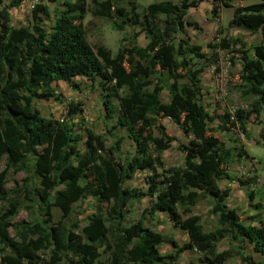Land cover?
<instances>
[{"label":"trees","instance_id":"trees-1","mask_svg":"<svg viewBox=\"0 0 264 264\" xmlns=\"http://www.w3.org/2000/svg\"><path fill=\"white\" fill-rule=\"evenodd\" d=\"M23 1L11 0L0 8V161L5 159L6 164L0 171V203L21 190L30 193L37 198L34 202L41 220L13 223L12 235L10 223L21 207L14 202L7 209L0 207L1 262L43 264L40 252L49 251V264L63 259L70 264H107L101 259L105 254L110 256L108 264H181L182 253L195 249L207 264H233L229 262L233 256L239 257V264H264V220L244 222L238 209L227 203L231 188L220 190L221 178L232 179L229 166L233 149L215 132L231 130L232 124L248 138L249 119L253 114L261 116L264 0L239 6H234V0H222L225 7L234 9L229 26L260 33L258 44L248 47L246 41L233 37L208 44L213 49H226L231 43L242 46L240 89L255 98L250 109L237 108L234 114H211L203 101L201 75L207 65H215L218 71L220 60L217 51L211 57L200 44L193 43L186 29L187 24L199 28L187 15L203 0L155 1L142 13L136 0H128L127 6L117 4V0H94V14L121 19L114 21L115 29L124 30L128 20L141 25L139 31L132 32V39H126L130 53L124 58L114 56L106 45L94 47L89 42L84 24L87 0H57L62 8L54 11L55 21L49 29L45 20L52 12L43 2L33 5L30 26L11 23L10 7H19ZM212 12L217 13V6ZM141 33L147 38L145 45L137 41ZM201 58L207 63L195 67L194 59ZM77 77H86L92 83L99 80L105 118H115L105 133L85 127L84 150L79 145L84 135L75 133L73 123L81 110L79 103L70 102L61 118L44 116L34 103L35 98L59 99L58 83L77 87ZM164 118H170L189 138L178 145L183 153L180 165L164 161V152L176 140ZM215 118L220 123L214 128L210 122ZM118 128L126 130L136 146L135 153L125 160V136L119 135L111 143L106 140ZM243 153L240 149L239 155ZM28 168L38 179L34 191L30 182L7 189L9 170ZM140 169L149 171L146 187L124 186ZM238 181L248 183L241 177ZM145 195L152 197L150 205L136 220L126 222L130 204ZM88 196L97 202V208L86 216L79 234L75 231L80 228L77 220L70 227L64 220L74 204ZM248 196L254 202V192ZM202 199L211 202V212L218 216L219 225L209 231L201 216L193 213ZM253 206L260 208L261 203ZM53 207L61 210L62 219L54 221ZM157 211L168 213L188 240L179 244L173 235L152 228L148 219ZM223 238L232 244L220 251L218 242ZM167 242L174 245L173 252L161 251V245ZM248 245L252 251L247 250ZM254 253L263 259L257 260Z\"/></svg>","mask_w":264,"mask_h":264},{"label":"rangeland","instance_id":"rangeland-1","mask_svg":"<svg viewBox=\"0 0 264 264\" xmlns=\"http://www.w3.org/2000/svg\"><path fill=\"white\" fill-rule=\"evenodd\" d=\"M11 0H4L0 4V8L4 5H8ZM61 1V0H60ZM63 1V0H62ZM88 1V12L86 14L84 24L87 31V37L89 42L97 47L98 45H106L112 50L114 56L124 58L130 53L129 41L132 39V32L134 30L139 31L141 25L132 24L128 20L125 24L124 30L115 29L114 21H121V19H110L104 16H98L94 14L96 10V4L94 0ZM98 1V0H97ZM117 4L121 6H127L128 0H117ZM139 3L138 11L142 13L146 6L155 1L162 0H136ZM179 1V0H174ZM260 0H234V6L247 5L250 3L258 2ZM38 2L47 4L52 12V16L45 20L47 28H51L55 21V10L62 8L57 0H24L19 7H10L11 23L16 27L30 26L31 25V10L33 5ZM217 6V13H213L212 9ZM233 8H227L223 5L222 0H203L196 7H191L188 10V20L196 22L199 28L196 26L187 24L186 29L190 34L191 41L196 44H200L203 49L213 56L214 51L219 53V70H215V65L209 66L204 69L202 74V80L204 82V94L203 101L207 110L211 114H224L225 112H231L234 114L235 109L244 108L250 109L251 103L255 96L245 95L240 89L239 69L241 62V49L239 44L231 43L229 48H209V43L219 44L221 39L226 38H240L247 42L248 47H253L261 40V34H252L249 31L240 28L229 26V22L233 16ZM125 37V39H123ZM182 38L183 35H178ZM126 41V42H125ZM137 41L140 45L147 43V38L144 33H141ZM178 42V41H177ZM212 59V58H211ZM235 59V63L232 62ZM207 63V59H194L193 65L199 67ZM99 79V78H98ZM92 83L86 77H77L75 82L77 87H73L67 82L58 83L59 99H40L35 98V105L41 110L42 114L46 117L61 118L67 113L69 103H79L81 110L76 114L73 123L75 133L84 135V139L80 141V148L85 149L86 131L85 127H92L97 133H105L107 127L115 123V118H105V107L103 104V91L98 84ZM164 98L168 97V90L165 89L163 93ZM116 104L118 100H115ZM234 117H232L233 119ZM164 124L167 126V130L171 135L176 137V140L172 142L171 147L164 152V161L167 165H180L183 162V153L178 149L179 143H187L188 137L183 133L181 128L170 119H163ZM220 123L218 118L210 122L212 127H216ZM248 138L239 130L237 126H232L231 130L215 131L223 140H225L233 149V161L229 166V170L232 174V179L226 177L219 180L221 189L226 187L231 188V195L228 199L230 207H236L238 213L244 222H258L260 219L264 220V104L260 118H257L255 114L251 116L247 124ZM113 134L106 138L107 143L114 141L119 135L125 136L122 144V159L125 160L131 157L134 153V146L126 130L113 129ZM243 150V154L239 155V150ZM6 168L5 159L0 161V171ZM159 171H162L159 168ZM9 180L6 184L7 189H13L14 187H20L24 183H29L32 186V190L38 186V179L33 177V169L28 168L23 171L9 170ZM241 177L248 181L247 184H240L238 178ZM127 183L131 187H146L145 184V172L135 173L133 178L127 180ZM253 191L255 195L254 202L249 199V192ZM12 195L6 202H1L0 207L7 209L11 202L18 203L21 207L19 213L14 218V221L10 223V232L13 235V223L19 221H27L32 223L36 220H41L39 214L36 197L30 193L22 191ZM135 202V203H134ZM129 206V214L126 222L136 220L140 213L150 205L148 197H142L136 199ZM254 203H261L260 208L254 207ZM30 208H27V207ZM212 204L209 200L202 199L194 207L193 213L201 216V222L206 230L215 229L218 223V216L211 212ZM97 208V202L90 196L78 201L73 206V211L69 217L64 220V223L70 227L73 221H78L80 228L75 230L77 233H81V228L86 224V216ZM54 221L62 219V212L58 207H53ZM155 216V215H154ZM151 217L148 219V224L155 230L167 234L173 235L174 239L179 244H183L188 240V237L184 230L180 227L176 229L172 223L164 218L162 214L157 218ZM110 240V239H109ZM108 240V241H109ZM34 241V239H31ZM107 241V242H108ZM231 242L228 238H223L218 242V249L226 250L230 248ZM163 250L173 252L175 250L172 242L164 243L161 247ZM247 250L252 251L251 245L247 246ZM50 252H40V256L44 258L43 264H49ZM204 255L197 251L191 250L182 253L180 263L181 264H207L203 261ZM253 256L258 259H263L260 254L254 253ZM107 264L110 260L109 254H105L101 257ZM229 262L233 264H239V257L233 256ZM0 264L1 255H0ZM56 264H70L67 260L63 259Z\"/></svg>","mask_w":264,"mask_h":264},{"label":"crops","instance_id":"crops-1","mask_svg":"<svg viewBox=\"0 0 264 264\" xmlns=\"http://www.w3.org/2000/svg\"><path fill=\"white\" fill-rule=\"evenodd\" d=\"M209 66H212V65H209ZM207 67V66H206ZM205 67V68H206ZM204 72V71H203ZM203 74V73H202ZM201 77H202V75H201ZM61 82V81H60ZM62 82H64V81H62ZM202 82H203V80H202ZM203 85H204V82H203ZM205 88V87H204ZM164 119H170V118H164ZM171 120V119H170ZM119 129V128H118ZM123 130V129H122ZM115 132V130L113 131V133ZM124 135V134H123ZM128 139H130L131 141H132V143H133V146H134V153H135V148H136V146H135V143L133 142V140L131 139V138H128ZM133 153V154H134ZM163 158H165L164 157V154H163ZM181 164V163H180ZM138 172H145V176H146V174L147 173H149V171L148 170H146V169H140V170H138L136 173H138ZM124 186H126V187H131V186H129L128 185V183H127V180L125 181V183H124ZM220 186V190L222 191V187H221V185H219ZM230 195H231V193H230ZM230 195L228 196V198H227V203H228V199H229V197H230ZM144 197H148L149 198V201L151 202V200H152V197L151 196H149V195H145ZM136 201V200H135ZM135 203V202H134ZM229 204V203H228ZM211 208V207H210ZM160 214H162L163 216H164V218L167 220V222L169 221L170 223H172V225L173 226H175L174 225V223L171 221V219H170V217H169V215H168V213H165V212H162V211H157L156 213H155V216H154V218H155V223L157 222V218L160 216ZM219 225V223H217V226ZM205 228V227H204ZM216 228V227H215ZM176 229H178V226H176ZM206 230V229H205ZM187 235V234H186ZM187 237H188V235H187ZM163 245V244H162ZM162 245H161V247H162ZM161 251L162 252H170V251H168L167 249L166 250H163V249H161ZM222 251V250H221ZM184 252H188L187 250L186 251H184ZM183 252V253H184Z\"/></svg>","mask_w":264,"mask_h":264}]
</instances>
